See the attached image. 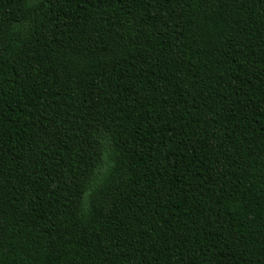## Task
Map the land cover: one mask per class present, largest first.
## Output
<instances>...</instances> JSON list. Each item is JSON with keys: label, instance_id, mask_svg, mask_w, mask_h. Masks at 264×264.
Listing matches in <instances>:
<instances>
[{"label": "trees", "instance_id": "trees-1", "mask_svg": "<svg viewBox=\"0 0 264 264\" xmlns=\"http://www.w3.org/2000/svg\"><path fill=\"white\" fill-rule=\"evenodd\" d=\"M0 264H264V0H0Z\"/></svg>", "mask_w": 264, "mask_h": 264}, {"label": "snow or ice", "instance_id": "snow-or-ice-1", "mask_svg": "<svg viewBox=\"0 0 264 264\" xmlns=\"http://www.w3.org/2000/svg\"><path fill=\"white\" fill-rule=\"evenodd\" d=\"M82 191H83V190H82ZM89 195H90V190H88V191H84V196H85V198H87Z\"/></svg>", "mask_w": 264, "mask_h": 264}]
</instances>
